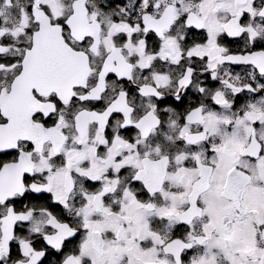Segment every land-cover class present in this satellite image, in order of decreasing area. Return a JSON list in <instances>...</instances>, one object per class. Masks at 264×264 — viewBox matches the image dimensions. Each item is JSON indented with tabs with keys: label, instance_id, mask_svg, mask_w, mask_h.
<instances>
[{
	"label": "snow or ice",
	"instance_id": "snow-or-ice-1",
	"mask_svg": "<svg viewBox=\"0 0 264 264\" xmlns=\"http://www.w3.org/2000/svg\"><path fill=\"white\" fill-rule=\"evenodd\" d=\"M0 264H264V0H0Z\"/></svg>",
	"mask_w": 264,
	"mask_h": 264
}]
</instances>
